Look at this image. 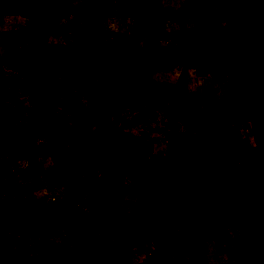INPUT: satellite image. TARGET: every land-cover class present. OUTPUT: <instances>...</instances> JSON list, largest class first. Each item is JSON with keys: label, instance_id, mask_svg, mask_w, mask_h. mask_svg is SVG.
I'll list each match as a JSON object with an SVG mask.
<instances>
[{"label": "rangeland", "instance_id": "374dc122", "mask_svg": "<svg viewBox=\"0 0 264 264\" xmlns=\"http://www.w3.org/2000/svg\"><path fill=\"white\" fill-rule=\"evenodd\" d=\"M0 131V264H264V0H0Z\"/></svg>", "mask_w": 264, "mask_h": 264}, {"label": "trees", "instance_id": "16d2710c", "mask_svg": "<svg viewBox=\"0 0 264 264\" xmlns=\"http://www.w3.org/2000/svg\"><path fill=\"white\" fill-rule=\"evenodd\" d=\"M186 54H187V51H186ZM1 132V131H0ZM108 133H106L105 135L101 136L100 138H98L96 141L98 142V145L100 146L98 149L100 152H102L103 154H106V158H103L102 155H97V157L101 158V162L105 163V165L103 166H100V164H97L95 163L96 159H92V160H88V163L86 164L87 167H93V170H96V169H100L101 171H104V170H108V172H111L113 173L112 169H114L116 167V164L122 168V170L125 172L127 170H129V162H127L125 160V158L123 157V155L121 153H116V156H114V160H112V155H109L108 156V147L105 143V139H108L110 136H114V132L111 133V131H107ZM9 134L7 133H1L0 134V156H4V157H8V156H11L13 154H17L19 152H25V151H28V150H31V147L33 146V142H34V138L35 137H32L31 135H29V137L27 139H20L18 138L16 135H15V138H17V141H12L11 140V137L12 136H8ZM15 149V150H14ZM114 152V150H113ZM84 155V154H83ZM86 156V155H85ZM85 158V157H84ZM156 170H151V172L148 173L149 175V178L150 176L154 175V172ZM107 172V173H108ZM135 171H131L130 173V176L134 179V183L138 181V175ZM160 175H165L166 176V172L165 171H162V174ZM111 178V187L108 189L109 190H113L111 188H115V192H118V185H120L121 183H118L117 182V185L116 183H113L116 178ZM146 183L148 182V180H144ZM146 183H142V184H146ZM142 184L140 183V186H142ZM131 186V182L130 184L128 185V187ZM152 186V184H151ZM124 187V186H122ZM128 187H124V189L122 190V192L125 193V197H127L128 194H131V190L127 189ZM114 191V190H113ZM120 191V190H119ZM115 200H117V197H115ZM119 200V198H118Z\"/></svg>", "mask_w": 264, "mask_h": 264}]
</instances>
